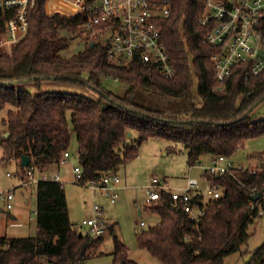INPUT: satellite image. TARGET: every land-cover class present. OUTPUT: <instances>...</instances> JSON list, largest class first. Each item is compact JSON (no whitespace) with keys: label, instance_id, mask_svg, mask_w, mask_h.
<instances>
[{"label":"trees","instance_id":"obj_1","mask_svg":"<svg viewBox=\"0 0 264 264\" xmlns=\"http://www.w3.org/2000/svg\"><path fill=\"white\" fill-rule=\"evenodd\" d=\"M206 1L171 0L170 16L159 21L162 43L176 70L167 78L157 66L138 60L113 64L97 43L64 56L72 40L65 32L82 38V19L46 16L44 0H37L28 12L24 38L10 51L0 48V108H9L3 120L7 136L0 137L2 160L27 155L39 175L60 165L74 136L82 184L99 183L152 138L170 143V152L185 149L192 167L206 155L232 157L249 139L264 136V117L252 114L264 96V73L246 78L243 66L233 68L218 89L211 61L217 50L205 41L207 30L199 25ZM4 35L0 17V37ZM51 78L89 88L96 97L42 91L41 81ZM25 79L35 83L37 93L4 84ZM107 79L125 90H108L103 83ZM260 162L263 166L255 173L248 166L234 169L233 175H204L218 187L220 197L203 204L199 197L202 215L197 220L166 192L146 203L159 223L136 233L138 248L160 264H222L247 242L248 227L264 210V155ZM35 190L37 232L0 236V264H87L103 235L79 236L73 230L61 183L40 181ZM113 246V264H137L115 236ZM245 264H264V243Z\"/></svg>","mask_w":264,"mask_h":264},{"label":"built area","instance_id":"obj_2","mask_svg":"<svg viewBox=\"0 0 264 264\" xmlns=\"http://www.w3.org/2000/svg\"><path fill=\"white\" fill-rule=\"evenodd\" d=\"M171 0H44L46 16L59 15L82 19L81 31L85 43L100 44L106 48L108 59L117 65H127L138 60L157 66L160 73L173 78L176 70L161 40L159 21L170 16ZM37 0H0V17L3 19L6 36L1 39L9 48L18 43L27 33L28 12ZM199 25L207 30L205 41L217 52L211 57L214 78L220 89L236 67H244V75L259 76L264 73V0H207ZM70 158L65 152L60 164ZM204 175H233L236 166L230 157L215 156L208 165L198 162ZM76 184L87 185L101 190L115 203L118 198L120 178L116 174H106L99 183L93 181L82 184V170L78 163L72 167ZM253 170L252 173H255ZM40 181L59 182L57 174H35L33 167H26L24 184L37 185ZM201 189L197 178H188L184 188L174 189L157 179L148 184L146 203L157 201L161 194H170L185 213L193 220L202 215L197 200L202 204L209 198H219L216 185H210L204 178ZM12 190L0 191V211L14 207ZM95 217L83 221L89 235L99 237L106 232V222L102 208L94 205ZM140 226H144L143 222ZM86 264V263H84Z\"/></svg>","mask_w":264,"mask_h":264},{"label":"rangeland","instance_id":"obj_3","mask_svg":"<svg viewBox=\"0 0 264 264\" xmlns=\"http://www.w3.org/2000/svg\"><path fill=\"white\" fill-rule=\"evenodd\" d=\"M65 35L72 40L69 49L63 53L64 56L82 51L87 44L83 41L84 36L74 38L75 34L71 35L67 32ZM5 36L6 33L0 37V45L3 47L0 48L10 51L11 47L4 48L5 43L1 41ZM77 36L79 35L76 34ZM103 83L108 90L114 93L121 94L125 90L123 85L113 79H107ZM16 86L31 93L38 92L33 82H23ZM40 87L42 91L78 93L96 97L95 92L89 88L55 80H42ZM195 88L196 80L193 89ZM8 110V107L0 108V137L4 136V131H6L3 120ZM252 114L259 118L264 117V100L255 106ZM133 139L134 136L129 139V142H133ZM170 146V143L160 138H152L142 143L138 147L137 156L118 168L116 175L121 179L119 184L121 188L117 191L116 202L111 203L101 190H94L87 185L76 184L74 181L72 167L77 163V144L75 137H71L70 158L65 165L59 168L69 220L78 232L89 233L88 228L82 223L95 217L94 205H97L102 208V217L106 222V227L114 225L112 232L106 230L102 242L95 249V254L87 261V264H113L114 236L128 248L129 259L137 264H160L148 252L139 249L136 242L137 232L159 223V217L146 208V185L150 184L153 179H157L161 182H168L171 188L179 189L185 186L188 176H191L199 180L201 189L205 186L202 169L198 163L189 167L186 150L177 147L176 151L170 152ZM263 155L264 136H259L249 139L243 148L232 155L231 161L234 165L244 168L255 166L253 168L256 170ZM199 162L204 166L209 163L205 157H202ZM25 172V167L21 166L20 160L12 158L3 161L0 149V191L15 187L13 210H3L7 213L6 216L0 213V236L28 237L34 236L37 232L36 192L30 185H21L25 182ZM7 173L11 175L10 178L7 177ZM138 209L142 211L141 214L138 213ZM12 216L16 219H11ZM141 222L144 226H140ZM247 232L249 234L247 242L238 251L225 256L222 264H245L252 253L264 243V210L260 211L258 218L248 227Z\"/></svg>","mask_w":264,"mask_h":264},{"label":"crops","instance_id":"obj_4","mask_svg":"<svg viewBox=\"0 0 264 264\" xmlns=\"http://www.w3.org/2000/svg\"><path fill=\"white\" fill-rule=\"evenodd\" d=\"M2 44V43H1ZM0 47H2L1 45H0ZM3 48V47H2ZM4 48H7V49H9V46L8 45H5L4 46ZM81 51V50H80ZM6 131H4V136H7V133H5ZM205 157V159L207 158L208 159V161H209V163L212 161V159L214 158V157H211V156H204ZM230 159H232V157H230ZM208 163V164H209ZM66 164V163H65ZM65 164H63V165H65ZM62 164H60L59 166H54V167H52L49 171H46V173H48V174H57L58 176H59V178H60V180H61V177H60V174H59V168L61 167V166H63ZM260 167L263 165L261 162L258 164ZM193 167V166H192ZM251 167H255V166H251ZM45 173V172H44ZM72 174H73V172H72ZM118 176V175H117ZM7 177H11V175L9 174V173H7ZM188 178H191V176H188ZM188 178H187V180H188ZM202 179H203V182H204V178L202 177ZM199 181V180H198ZM59 183H61V181H59ZM120 183H121V179H120ZM119 183V184H120ZM163 183H166L167 185H169L168 184V182H163ZM186 183H187V181H186ZM62 184V183H61ZM119 184H118V187H119ZM21 185H24V186H26V185H30L31 186V184H24V183H22ZM204 185H205V182H204ZM147 186V185H146ZM185 186H186V184H185ZM184 186V187H185ZM31 187H33V189L35 190V187H36V185H34V186H31ZM183 187V188H184ZM121 187H119L118 189H120ZM13 189V191H14V189H15V187L14 188H12ZM12 189H9V190H12ZM2 191V190H1ZM5 191H7V190H5ZM118 191V190H117ZM35 192H36V190H35ZM14 196H15V194H14ZM14 204H15V197H14ZM14 208V207H13ZM13 210V209H12ZM1 213V215H5L6 216V212H4L3 211V209H2V212H0ZM35 213H36V211H35ZM138 213L139 214H141L142 213V211H140V209H138ZM11 219H16L15 218V216H12L11 217ZM70 219V218H69ZM71 222V221H70ZM72 223V222H71ZM72 225H73V223H72ZM111 226H114L113 224L112 225H108V227H111ZM36 227H37V225H36ZM73 230H75V231H77L74 227H73Z\"/></svg>","mask_w":264,"mask_h":264},{"label":"water","instance_id":"obj_5","mask_svg":"<svg viewBox=\"0 0 264 264\" xmlns=\"http://www.w3.org/2000/svg\"><path fill=\"white\" fill-rule=\"evenodd\" d=\"M90 45H93L92 43L90 44ZM52 80L54 79V78H51ZM30 81V79H25V80H23L22 82H29ZM19 82L20 81H17V80H14V81H9V82H5L4 84L5 85H17V84H19ZM262 100H264V96L259 100V101H262ZM259 102H256L255 103V105H257ZM252 108L253 107H250L249 109H248V111L245 113V114H247L248 112H250L251 110H252ZM20 161H21V166L22 167H28L29 165H30V162H31V158L29 157V156H27V155H22L21 157H20ZM263 166V165H262ZM261 166V167H262ZM258 197H259V194L257 193V194H255L254 196H253V200L255 201L256 199H258ZM110 227H108V229H109ZM81 235V232H79V236Z\"/></svg>","mask_w":264,"mask_h":264}]
</instances>
